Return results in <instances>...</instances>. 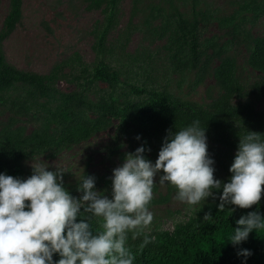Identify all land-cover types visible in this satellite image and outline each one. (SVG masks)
Returning a JSON list of instances; mask_svg holds the SVG:
<instances>
[{
	"label": "rangeland",
	"instance_id": "rangeland-1",
	"mask_svg": "<svg viewBox=\"0 0 264 264\" xmlns=\"http://www.w3.org/2000/svg\"><path fill=\"white\" fill-rule=\"evenodd\" d=\"M8 9L9 0H0V29ZM21 11L20 21L2 41L7 61L19 69L41 74L62 64L64 77L56 84L64 91L83 88L95 99L110 89L105 82L96 80L81 86L82 75L73 60L78 53L89 66L96 62L93 45L108 21L104 59L119 73L113 91L120 103L144 96L140 90L152 89L208 103L220 91L213 71L224 56L235 60L237 76L246 86L258 76L247 58L253 39L264 36V0H22ZM177 12L197 20L201 43L213 40L217 53L207 47L196 65L179 67L173 63L169 38ZM23 94L18 87L3 92L0 128L11 122L27 130L38 125L39 110L26 114L13 110L12 103ZM257 107H264L263 99ZM141 144V134L132 124L121 127L114 119L109 127L87 140L26 161L25 176L33 174L32 162L48 165L49 171L62 167L68 170L63 174L64 187L73 197L82 196L78 184L85 175L95 178V190L111 198L108 180L113 169ZM159 150L150 142L147 159L155 163ZM161 175L162 171L155 177L157 191L153 195H166L167 200L149 208L154 219L145 232L173 230L177 223L220 202L216 195L198 205L179 202L174 186L159 183Z\"/></svg>",
	"mask_w": 264,
	"mask_h": 264
},
{
	"label": "trees",
	"instance_id": "trees-1",
	"mask_svg": "<svg viewBox=\"0 0 264 264\" xmlns=\"http://www.w3.org/2000/svg\"><path fill=\"white\" fill-rule=\"evenodd\" d=\"M21 5L22 0H9L0 29V99L3 92L21 88L24 94L12 103L13 110L18 114L39 110L38 125L27 130L11 122L0 128V173L27 179L26 161L87 140L109 127L114 119H118L121 127L132 124L140 132L146 159L150 142L161 149L169 131H179L199 121L200 127H205L208 155L214 161V177L222 183L230 182L229 169L240 137L253 131L260 133L264 141V107H257V102L264 100V36L255 37L250 47L247 62L258 76L249 86L238 78L235 60L224 56L213 71L220 91L208 103L183 99L164 89L140 90L144 96L120 103L113 91L119 73L104 59L109 21L93 45L96 62L89 66L78 53L73 58L82 75L81 86L96 80L105 82L111 89L94 99L83 88L64 91L57 86L56 82L64 77L62 64L41 74L19 69L7 61L2 41L20 21ZM169 43L173 63L179 67L196 65L207 47L217 53L213 40L201 43L197 20L180 12H177ZM64 63L69 64L68 61ZM108 181L112 192V179ZM156 191L155 183L153 192ZM213 192L220 196L223 188L213 189ZM166 200V195H153L149 208ZM219 204L198 212L184 223H177L173 230L143 231L135 239L131 232L128 233L127 244L136 257L134 264H264V231L254 230L246 241L236 246L227 240L241 216L258 211L264 217V196L259 205L248 209L226 205L220 211ZM206 213L211 215L208 219H204ZM80 219L82 217H78L77 222ZM100 223V218L92 219L93 231L100 230ZM242 249L252 254L238 255ZM59 259V254L53 255L54 261Z\"/></svg>",
	"mask_w": 264,
	"mask_h": 264
},
{
	"label": "clouds",
	"instance_id": "clouds-1",
	"mask_svg": "<svg viewBox=\"0 0 264 264\" xmlns=\"http://www.w3.org/2000/svg\"><path fill=\"white\" fill-rule=\"evenodd\" d=\"M206 141L205 127L194 121L169 131L155 163L145 158L143 146L127 153L123 164L113 169L111 198L95 190V178L85 175L78 184L82 196L73 197L64 187L68 170L62 167L49 171L48 165L32 162L33 174L23 180L0 173V264H134L128 233L135 239L153 221L149 205L161 171L159 183L174 186L179 202L198 205L222 187L220 211L226 205L241 209L259 205L264 194L260 133L249 131L240 137L227 183L214 177ZM210 216L206 213L204 219ZM93 218L101 219L99 231H93ZM236 224L227 239L234 246L254 230L264 231V217L258 211L241 216ZM54 254H59L58 261ZM237 254L252 253L242 249Z\"/></svg>",
	"mask_w": 264,
	"mask_h": 264
}]
</instances>
